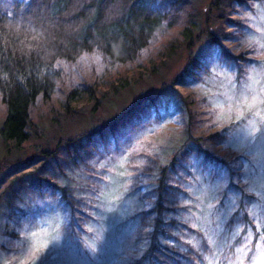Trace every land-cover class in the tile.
<instances>
[{
    "label": "trees",
    "instance_id": "1",
    "mask_svg": "<svg viewBox=\"0 0 264 264\" xmlns=\"http://www.w3.org/2000/svg\"><path fill=\"white\" fill-rule=\"evenodd\" d=\"M253 3H210L207 13L212 7L221 9L224 13L216 18L227 28L206 29V37L218 46L217 51L209 57L189 51L172 81L186 90L180 106L186 120L177 126L181 139L157 148L158 123L168 118L169 106L157 96H137L105 127L77 138L76 146L65 142L68 159L84 174L74 178L71 188L48 178L36 189L55 202L62 229L74 241H83L87 222L107 189L110 166L104 163L111 156L120 161L115 167L120 168L123 179L113 182V196L118 200V193H124L129 199L127 215H122L120 223L132 222L134 248L124 264H207L208 259L224 264L234 258L247 231L256 232L257 223L249 213L258 202V189L243 180L248 154L223 150L229 130L213 120L205 87L215 62L238 81L259 61L264 49L247 42L245 31L244 11ZM196 24L193 0H0V99L6 108L0 137L17 148L28 141L36 129V103L51 100L57 92H63L65 103L96 100L104 83L112 90L126 87V72L140 70L141 74L144 68L143 72L154 73L160 61L180 47L192 51L200 37ZM92 52L100 54L104 62L100 74L75 83L72 77L65 80L62 65ZM199 175L208 181L218 179L214 198L231 201L225 214L212 220L213 226H219L216 240L209 237L204 225L193 224L183 215L193 196L191 185ZM35 224L31 211L8 209L0 226V247L19 251ZM237 230L241 237L234 238Z\"/></svg>",
    "mask_w": 264,
    "mask_h": 264
},
{
    "label": "rangeland",
    "instance_id": "2",
    "mask_svg": "<svg viewBox=\"0 0 264 264\" xmlns=\"http://www.w3.org/2000/svg\"><path fill=\"white\" fill-rule=\"evenodd\" d=\"M213 1L193 0L198 30L196 32L200 37L195 40L192 51L185 46L180 47L174 55L161 60L154 73H145L144 68L141 69V74L140 70L133 74L131 71L126 72V87L112 90L104 83L100 86L96 100L82 99L65 103L64 94L60 91L55 93L51 100L38 101L33 111L36 129L30 139L19 148L0 137V226L10 208L31 211L35 215L36 223L26 233L23 238L24 245L19 251H7L0 247V264H27L35 253L24 256L22 249L27 242L26 238L32 232H37V247L45 240L53 242L51 249L44 254L43 264H124L134 246L130 238L132 222L120 223L122 215H127L129 199L124 193H118V200L113 196V189L116 187L113 182L117 178L118 183L123 180L120 168L115 167V163L121 164L120 161L116 162L118 159L115 160L116 158L111 156L105 160L104 164L110 166L105 181L107 189L101 196L99 205L95 206L98 207L97 211L94 210L95 214L87 222L88 231L83 235L82 242L74 241L63 231L60 209L48 196L39 195L36 186L48 182V178H51L61 186L71 188L74 178L84 173L68 159L65 142L76 146L77 141L85 134L101 125L105 127L108 121L127 109L137 96H142V99L157 96L167 104L166 107L169 106L166 111L168 118L165 117L158 123L161 134L155 139L157 148H166L170 142L181 139L182 135L177 126L186 120V112L180 108L186 90L172 81L186 63L189 51L199 57H209L217 51L218 46L210 43L205 30L227 27L223 21L216 18L217 14L224 13L221 9L212 7L207 13ZM244 12L248 24L245 30L246 40L253 42L257 49L261 50L255 41L264 32V0H254L251 8ZM260 56L259 61L248 70L245 77L238 81L218 62L212 64L205 78L209 102L214 110L213 120L220 125L218 127L225 125L229 130L223 150L229 153V150L237 149L248 154L243 180L258 189L259 199L258 202L256 200V205L264 202V132L256 130L259 125L254 126L252 116L237 119L240 112L238 109L230 112L229 101L234 100L243 91L252 73L264 71V52ZM62 66L66 71L65 80L72 77L75 83L99 75L104 62L100 54L92 52L83 55L73 64ZM5 112V105L0 99V125ZM194 180L191 185L193 196L188 200L189 205L184 208L183 215L193 224L204 225L209 231V237L214 239L216 228L219 226H213L212 220H219L231 201H219L214 198L215 188L220 183L218 179L208 181L199 175ZM256 205L253 211H257ZM36 264H41V261L38 260Z\"/></svg>",
    "mask_w": 264,
    "mask_h": 264
},
{
    "label": "snow or ice",
    "instance_id": "3",
    "mask_svg": "<svg viewBox=\"0 0 264 264\" xmlns=\"http://www.w3.org/2000/svg\"><path fill=\"white\" fill-rule=\"evenodd\" d=\"M264 19V16H262ZM258 48L264 49V32L260 38L255 41ZM238 109L240 114L237 119H243L248 116L253 117L256 129L264 132V71L252 73L248 78V83L244 85L243 91L236 96L234 100L229 101V111ZM257 211L249 213L257 223L256 232L251 229L242 237L243 243L236 248L234 258L227 260L224 264H264V202L256 205ZM241 237V230L235 232L234 238ZM26 244L22 249V255H35L27 261V264H36L39 260L43 264V258L46 251L50 250L53 242H45L37 247V232H32L26 238ZM207 264H221L217 259H208Z\"/></svg>",
    "mask_w": 264,
    "mask_h": 264
}]
</instances>
